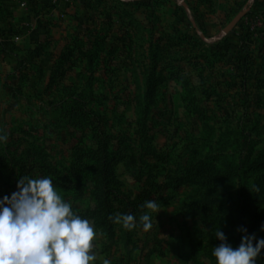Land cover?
I'll list each match as a JSON object with an SVG mask.
<instances>
[{
	"label": "rangeland",
	"instance_id": "obj_1",
	"mask_svg": "<svg viewBox=\"0 0 264 264\" xmlns=\"http://www.w3.org/2000/svg\"><path fill=\"white\" fill-rule=\"evenodd\" d=\"M79 94L94 97L90 109L141 158L136 179L124 162L114 167L121 192L159 198L152 228L128 230L101 227L90 190L81 200L61 191L95 229V264H216L218 226L233 248L241 228L264 238V0H0L10 195L28 175L21 164L36 157L65 177L80 171L73 162L87 163L78 151L85 138L64 113ZM189 159L196 171L239 175L210 190L171 185Z\"/></svg>",
	"mask_w": 264,
	"mask_h": 264
},
{
	"label": "clouds",
	"instance_id": "obj_2",
	"mask_svg": "<svg viewBox=\"0 0 264 264\" xmlns=\"http://www.w3.org/2000/svg\"><path fill=\"white\" fill-rule=\"evenodd\" d=\"M7 136L0 134V144ZM142 215L117 213L113 222L132 230L153 226V213L159 204L147 200ZM156 221V220H155ZM241 242L233 248L219 228L212 234L219 245L211 249L216 264H256L264 250V238L257 239L240 229ZM264 231V225H261ZM96 232L91 222L73 210L50 177L23 176L17 191L0 198V264H95L93 251ZM255 242V243H254ZM103 264H111L108 259Z\"/></svg>",
	"mask_w": 264,
	"mask_h": 264
},
{
	"label": "trees",
	"instance_id": "obj_3",
	"mask_svg": "<svg viewBox=\"0 0 264 264\" xmlns=\"http://www.w3.org/2000/svg\"><path fill=\"white\" fill-rule=\"evenodd\" d=\"M71 105L68 106L66 102L65 115L69 118L71 126L79 128V132L84 139H80L78 151H83L86 164H78L71 162L73 167L85 173L84 176L78 178V172H73L71 169H65L64 172L68 176H63L60 165H51L46 157H36L30 162L29 166L26 163L21 164L20 171L27 172L33 177L34 171L38 172L44 177H50L56 188L66 196L73 195L75 199L81 200L85 191L90 190L93 197V206L95 209L93 217H98L101 227L113 223L112 217L117 213L139 215L145 211L141 205L147 200H159L154 198L149 192L143 191L142 194L125 195L121 192V185L115 178L113 171L114 167L119 162H124L131 170V176L136 179L141 158L137 157L133 151V146L120 144L118 136L107 130L104 117L96 114L93 109H90L94 97L91 94H79L78 98H71ZM28 134V133H27ZM87 138V139H86ZM151 140V139H150ZM88 142V144L85 143ZM149 143H151L149 141ZM30 146V145H29ZM77 148H75L76 150ZM46 154V152L44 151ZM10 153H2L0 150V198L9 194L11 186L9 185L10 174L15 170L11 166ZM47 156V155H46ZM49 160V159H48ZM192 165V159H189L185 166L178 173V177L170 180L171 185L179 186L188 184L197 186L203 190L214 189L215 187L238 177L236 169H225L224 171H196ZM81 168V169H80ZM156 190H161V186L156 185ZM168 186V185H167ZM165 188H169V187ZM239 200L241 196L239 195ZM255 243V242H254ZM264 253L261 252L256 264H261Z\"/></svg>",
	"mask_w": 264,
	"mask_h": 264
},
{
	"label": "water",
	"instance_id": "obj_4",
	"mask_svg": "<svg viewBox=\"0 0 264 264\" xmlns=\"http://www.w3.org/2000/svg\"><path fill=\"white\" fill-rule=\"evenodd\" d=\"M132 1H142V0H132ZM185 9H187L186 5L181 1L180 2ZM250 10V3H247V5L244 7L242 11H240L229 23L228 25L223 29L222 33L223 35H228L232 32L235 25L248 13ZM192 26L197 34H199L198 29L196 28L195 24L192 22ZM201 38H203L202 35H200Z\"/></svg>",
	"mask_w": 264,
	"mask_h": 264
},
{
	"label": "built area",
	"instance_id": "obj_5",
	"mask_svg": "<svg viewBox=\"0 0 264 264\" xmlns=\"http://www.w3.org/2000/svg\"><path fill=\"white\" fill-rule=\"evenodd\" d=\"M50 3H53V4H56V3H59V2H64V1H67V0H48Z\"/></svg>",
	"mask_w": 264,
	"mask_h": 264
},
{
	"label": "crops",
	"instance_id": "obj_6",
	"mask_svg": "<svg viewBox=\"0 0 264 264\" xmlns=\"http://www.w3.org/2000/svg\"><path fill=\"white\" fill-rule=\"evenodd\" d=\"M58 7H60V6H58Z\"/></svg>",
	"mask_w": 264,
	"mask_h": 264
}]
</instances>
